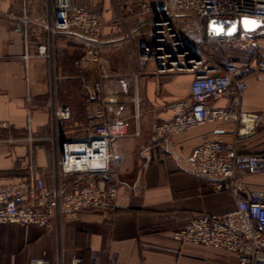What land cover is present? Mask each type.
<instances>
[{
  "label": "crops",
  "instance_id": "1",
  "mask_svg": "<svg viewBox=\"0 0 264 264\" xmlns=\"http://www.w3.org/2000/svg\"><path fill=\"white\" fill-rule=\"evenodd\" d=\"M90 5V0H81ZM20 0H0V134L24 137L34 143L37 176L53 182L55 155L46 139L60 129L62 137L84 136L100 120L123 119L128 135L112 144L123 157L119 166V195L113 211H84L75 221L49 229L17 224L0 225V264H238L235 253L189 243L182 244L173 233L202 213L223 214L236 208L228 191H216L210 179L195 173L186 161L191 151L208 140L237 143L241 153L264 152V121L251 136L238 139L237 123L221 121L188 129L182 134L152 141L155 119L171 118L170 102L190 95V74L157 75L149 66L137 79L127 44L76 43L64 35L56 39L54 69L48 60L30 59L26 63L22 35L15 31L8 12L19 7ZM106 24L103 41L123 35L124 29L112 23L117 13L113 0H104ZM120 12L125 11L122 1ZM148 17L133 16L129 24L147 30ZM257 39V38H256ZM253 49L241 46V52L229 48L206 51L220 63L249 61L256 50L264 51V38ZM256 42V41H254ZM235 50V49H234ZM102 83L103 101L95 99V84ZM136 95L140 102L135 104ZM68 106L72 118L60 121L56 128L49 104ZM215 108L229 104L227 97L213 99ZM243 108L264 114V74L248 79ZM138 114V116H137ZM102 119V120H103ZM24 147H0V187L18 184L25 172L18 167ZM245 193L264 194V172L251 171L237 178Z\"/></svg>",
  "mask_w": 264,
  "mask_h": 264
},
{
  "label": "built area",
  "instance_id": "2",
  "mask_svg": "<svg viewBox=\"0 0 264 264\" xmlns=\"http://www.w3.org/2000/svg\"><path fill=\"white\" fill-rule=\"evenodd\" d=\"M90 1L88 6L81 0H20L19 7L7 15L15 31L22 35L26 63L30 59H44L54 69L56 39L61 35L76 43L91 45L88 51L93 54L98 51L96 43L127 44L134 59L136 79L149 66L157 75L192 76L190 95L167 106L171 118L155 119L153 142L221 121L237 123L238 139L257 132L264 114L246 111L242 101L248 90V79L264 74V51L256 50L245 63H220L205 46L255 47L254 40L264 36L260 30L253 33L239 30L231 37L214 36L208 31V24L211 21L237 23L248 18L260 20L264 29V0H121L123 12L117 8L120 0H113L117 13L112 23L122 26L124 32L105 41L102 39L107 23L104 0ZM133 16L148 17L145 33L141 34V25L129 24ZM246 38L248 41L241 45ZM221 97H227L229 104L213 107L211 101ZM95 99L99 103L103 101L100 81L95 84ZM139 102L136 95L137 108ZM49 108L56 128L60 121L72 118L68 106H58L52 101ZM95 115L100 121L84 136L65 138L60 129H55L46 138L52 142L55 155L52 184L37 176L34 148L37 138L32 133L24 137L0 134V147H24L18 167L26 174L18 184L0 187V225L46 230L54 224L61 227L65 221H75L84 211L116 209L123 157L111 147L114 141L128 135V127L123 119H103L102 108ZM186 161L195 173L210 179L216 191L230 192L236 208L223 214L196 215L173 233L174 240L235 253L238 264H264V194L245 193L237 180L244 172H264V152L241 153L237 143L208 140L195 147ZM70 178H75L74 182ZM81 263L78 257L71 260V264ZM109 264L124 263L111 261Z\"/></svg>",
  "mask_w": 264,
  "mask_h": 264
},
{
  "label": "water",
  "instance_id": "3",
  "mask_svg": "<svg viewBox=\"0 0 264 264\" xmlns=\"http://www.w3.org/2000/svg\"><path fill=\"white\" fill-rule=\"evenodd\" d=\"M239 30L247 33H253L260 30L264 34L263 23L260 20L244 18L237 23H223L218 21H211L208 24V31L214 36H234Z\"/></svg>",
  "mask_w": 264,
  "mask_h": 264
},
{
  "label": "rangeland",
  "instance_id": "4",
  "mask_svg": "<svg viewBox=\"0 0 264 264\" xmlns=\"http://www.w3.org/2000/svg\"><path fill=\"white\" fill-rule=\"evenodd\" d=\"M263 38H264V36L262 37V39H263ZM257 39H258V38H257ZM257 39L254 40V41H256V42H254V43H257V45H259L260 43H262V42L257 41ZM247 41H248V39L246 38V39H245L244 41H242L240 44L243 45V44H245ZM253 45H254V44H253ZM253 45H252V46H253ZM252 46H251V47H252ZM208 48L213 49V50H217V49H219V47H217V46H215V45H211V46H210V45H206V46H205V49L207 50ZM253 48H254V47H252V48H250V49H253ZM239 49H240V47H237V48H235V50L233 49L232 51L241 52V50H239ZM65 179H66V178H65ZM74 179H75V178H72V179L70 178L69 180L72 181V182H74Z\"/></svg>",
  "mask_w": 264,
  "mask_h": 264
}]
</instances>
